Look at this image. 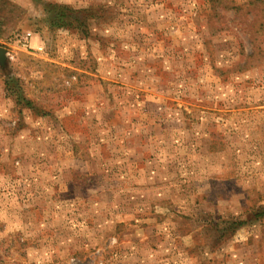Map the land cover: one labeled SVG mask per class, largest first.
I'll list each match as a JSON object with an SVG mask.
<instances>
[{
	"label": "rangeland",
	"instance_id": "374dc122",
	"mask_svg": "<svg viewBox=\"0 0 264 264\" xmlns=\"http://www.w3.org/2000/svg\"><path fill=\"white\" fill-rule=\"evenodd\" d=\"M0 47V264H264V0H0Z\"/></svg>",
	"mask_w": 264,
	"mask_h": 264
},
{
	"label": "trees",
	"instance_id": "16d2710c",
	"mask_svg": "<svg viewBox=\"0 0 264 264\" xmlns=\"http://www.w3.org/2000/svg\"><path fill=\"white\" fill-rule=\"evenodd\" d=\"M45 9L48 12H53L55 14L56 21L58 20L60 23L67 24V25L80 24L82 26H86L87 17L89 16V13H90L89 9H83V10L77 11L70 5L60 4V3H51V2L45 5ZM83 13L85 14V17L81 19L80 17L76 18L77 14L79 15ZM75 19H77L76 23H74Z\"/></svg>",
	"mask_w": 264,
	"mask_h": 264
},
{
	"label": "water",
	"instance_id": "95a60500",
	"mask_svg": "<svg viewBox=\"0 0 264 264\" xmlns=\"http://www.w3.org/2000/svg\"><path fill=\"white\" fill-rule=\"evenodd\" d=\"M7 61V49L0 47V65L5 66Z\"/></svg>",
	"mask_w": 264,
	"mask_h": 264
}]
</instances>
